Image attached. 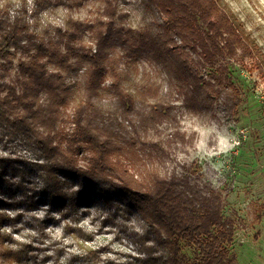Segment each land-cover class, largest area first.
Instances as JSON below:
<instances>
[{
    "label": "trees",
    "instance_id": "16d2710c",
    "mask_svg": "<svg viewBox=\"0 0 264 264\" xmlns=\"http://www.w3.org/2000/svg\"><path fill=\"white\" fill-rule=\"evenodd\" d=\"M1 1L0 61L10 58L11 51L33 54L18 60L15 84L7 83L0 69V142L3 147L24 146L33 157L0 152V262L17 264L30 258L24 244L4 246L14 240L4 230L14 220L6 209L12 201L5 199L4 189L13 196V188L34 174L48 202L60 205L64 220H79L80 209L94 193L102 203H124L140 221L134 242L144 258L138 264H236L229 249L235 222L224 216L222 196L202 188L187 173L162 174L158 169L179 145H192L195 134L174 129L164 140L158 133L159 127L176 122L174 101L180 98L186 109L203 117L234 120L241 98L225 59L237 54L242 63L248 61L249 70L264 77V53L249 45L216 0H134L143 24L137 29L115 27L113 0H102L107 5L103 17L108 18L104 32L70 18L65 28L53 33L38 29V17L67 0H34L32 9L27 0H19L17 8ZM87 32L96 49L90 55L75 54L73 62V43L84 47ZM113 50L122 52L120 63L106 62ZM147 59L160 66L166 83L146 79L134 92L125 89L128 68ZM107 71L113 78L112 98L105 97L101 87ZM71 103L74 115L66 120L75 128L67 151L83 146L90 163L86 170L76 169L72 153L64 156L65 138L57 132L63 108ZM151 131L156 138L150 137ZM142 165L150 167L148 177L134 171ZM68 178L79 186L74 189ZM70 226L66 223L64 229L91 238L81 227ZM181 242L192 249L191 259L181 255ZM77 258L84 264L112 262L102 259L99 249L86 247Z\"/></svg>",
    "mask_w": 264,
    "mask_h": 264
},
{
    "label": "rangeland",
    "instance_id": "374dc122",
    "mask_svg": "<svg viewBox=\"0 0 264 264\" xmlns=\"http://www.w3.org/2000/svg\"><path fill=\"white\" fill-rule=\"evenodd\" d=\"M27 1L29 9H32L34 0ZM67 1V4H58L44 10L38 17V29L46 28L53 33L59 27L65 28L67 20L73 18L93 23L95 31L106 30L108 18L103 17L107 7L105 1ZM7 2L12 3L14 8L19 4V0H2L1 5ZM216 2L249 45L253 48L256 45L264 53V0ZM111 6L115 10V27L137 29L143 26L141 11L134 0H113ZM99 21L101 27H97ZM85 35L84 47H81V43H73L75 49L70 52L73 62L75 54L78 57L90 55L96 49L91 33ZM11 53L10 58L0 61V69L5 75V81L15 84L18 60L29 59L33 52ZM121 58L122 52L113 50L106 62L115 59L120 63ZM225 61L232 83L240 92L241 104L236 118L228 121L219 115L217 120H212L186 109L182 105V98L177 99L174 101L176 122H171L169 128L165 125L159 127L158 134L166 140L167 135L175 129L187 136L195 134V140L192 145L173 148V155L170 159L165 158V164H160L158 169L162 174L174 170L187 173L202 188L218 192L223 198L224 216L235 222V233L229 249L236 264H264V77L258 71L249 70L248 61L242 63L237 54ZM120 68H123L121 64ZM128 69L129 77L122 83L125 89L136 90L146 79L153 80L156 85L166 83L163 71L154 60H142ZM103 78V94L112 98L111 73L105 72ZM74 103L63 108L57 132L59 137L65 138L61 144L64 156L71 157L72 153L76 169L86 170L90 163L83 146L73 145L71 151H67V140L75 127L66 119L71 121ZM104 107L107 108V104ZM150 137L156 138L157 135L151 131ZM0 152L3 156L22 155L28 160L33 157L24 146L7 144L3 147L1 142ZM137 170L142 177H148L150 173L149 166L142 165L134 169L135 172ZM137 178L141 180L139 175ZM67 181L74 189L79 186L76 179L68 178ZM19 185L13 188V196L9 189H4L5 199L12 201L6 209L14 219L4 227L14 240L4 246L9 249L24 244L30 257L17 264H84L77 258L82 247L99 249L102 259L112 261L107 264H138L144 258L139 245L134 242L135 233L140 232V221L124 203H102L94 193L88 204L80 209L79 220L75 216L64 220L59 213L60 205L48 202L46 195L41 192L43 185L34 174L21 180ZM66 223L72 227H81L86 236L91 238L76 235L72 229H64ZM181 255L190 259L193 257L192 249L184 242H181Z\"/></svg>",
    "mask_w": 264,
    "mask_h": 264
}]
</instances>
